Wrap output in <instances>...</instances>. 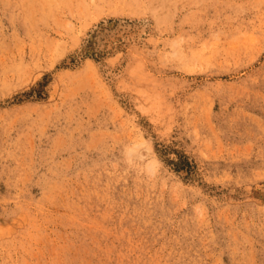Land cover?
Returning <instances> with one entry per match:
<instances>
[{"label": "rangeland", "instance_id": "rangeland-1", "mask_svg": "<svg viewBox=\"0 0 264 264\" xmlns=\"http://www.w3.org/2000/svg\"><path fill=\"white\" fill-rule=\"evenodd\" d=\"M0 264H264V0H0Z\"/></svg>", "mask_w": 264, "mask_h": 264}, {"label": "bare ground", "instance_id": "bare-ground-1", "mask_svg": "<svg viewBox=\"0 0 264 264\" xmlns=\"http://www.w3.org/2000/svg\"><path fill=\"white\" fill-rule=\"evenodd\" d=\"M113 34V33H112ZM103 38V37H102Z\"/></svg>", "mask_w": 264, "mask_h": 264}]
</instances>
